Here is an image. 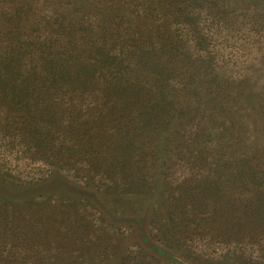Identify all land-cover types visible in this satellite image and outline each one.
I'll use <instances>...</instances> for the list:
<instances>
[{
  "label": "rangeland",
  "instance_id": "obj_1",
  "mask_svg": "<svg viewBox=\"0 0 264 264\" xmlns=\"http://www.w3.org/2000/svg\"><path fill=\"white\" fill-rule=\"evenodd\" d=\"M147 4L164 42L179 12L172 121L155 58L121 67ZM0 27V264H264V0H0Z\"/></svg>",
  "mask_w": 264,
  "mask_h": 264
},
{
  "label": "trees",
  "instance_id": "obj_2",
  "mask_svg": "<svg viewBox=\"0 0 264 264\" xmlns=\"http://www.w3.org/2000/svg\"><path fill=\"white\" fill-rule=\"evenodd\" d=\"M143 5V4H141ZM140 5V6H141ZM189 5V4H188ZM185 2L181 3V9L179 11H185L189 6ZM140 6L138 5L136 9H139ZM215 6V5H214ZM158 6L147 4L142 9V18L141 24H133L129 22L127 25V31L124 32L123 37H127V45L125 46V51L120 52L121 59L123 61L121 63V67L128 68L129 62L132 61L135 57L143 58L147 54L150 57L155 58L157 67L160 68L159 73L153 77V83L150 84V95L149 98L152 100L155 99L156 102L164 103V107L167 109L168 115L170 117V121H172L175 117L178 118L179 115L175 113L178 111L180 101L176 99V93L178 92V87L185 85L184 79L186 76L190 75V67L186 64L185 57L178 58V54H183V46L182 44L183 39L181 35L178 33L179 26H176L175 22L178 19L179 12H174V16L171 17L172 20L169 22L171 29L169 33L173 34L172 38H167V42H164L163 37H161V28H165L166 25L162 24L161 26L158 25L157 27L153 28V25L150 24V21L159 20V15L161 14L160 9L157 8ZM216 8V9H215ZM215 11L211 14V23L213 26L222 21L221 12L218 6L213 7ZM177 10V11H178ZM18 13L17 15H20ZM6 17V14L3 15ZM15 17V16H13ZM189 17H192L190 14L186 16L184 21H186ZM183 21V22H184ZM187 22V21H186ZM1 28V27H0ZM172 30V31H171ZM160 31V32H159ZM2 43H0L1 45ZM3 54H0V57ZM59 62L57 66L59 78H55L52 81V87L56 88L58 91H70V80H73L72 77L68 76L66 72L69 69V61L64 60ZM6 77V66H0V87L1 82L5 80ZM152 77V76H151ZM179 114V113H178ZM48 135V134H47Z\"/></svg>",
  "mask_w": 264,
  "mask_h": 264
}]
</instances>
